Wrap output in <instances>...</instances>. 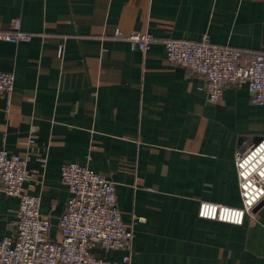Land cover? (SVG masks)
Segmentation results:
<instances>
[{
    "label": "crops",
    "instance_id": "crops-1",
    "mask_svg": "<svg viewBox=\"0 0 264 264\" xmlns=\"http://www.w3.org/2000/svg\"><path fill=\"white\" fill-rule=\"evenodd\" d=\"M16 20L32 40H0V71L16 78L0 94V150L29 157L50 239L70 198L62 168L77 163L115 183L134 228L130 252L93 249L102 264H264V202L243 225L199 216L201 202L242 206L236 156L264 138V104L247 84L212 102L165 46L208 36L264 53V0H0V32ZM134 32L155 38L147 52ZM18 207L0 191V240Z\"/></svg>",
    "mask_w": 264,
    "mask_h": 264
},
{
    "label": "built area",
    "instance_id": "built-area-1",
    "mask_svg": "<svg viewBox=\"0 0 264 264\" xmlns=\"http://www.w3.org/2000/svg\"><path fill=\"white\" fill-rule=\"evenodd\" d=\"M127 38L144 52L155 42L148 33L134 32ZM0 40L30 42L32 35L23 32L16 20L11 31L0 32ZM165 46L169 62L205 79L200 91L212 102L223 100L226 86L247 84L252 104H264V53L245 59L244 51L212 44L208 36L199 42L168 39ZM15 81L13 73L0 71V94L11 93ZM28 161L26 154L9 155L0 150V191L19 200L16 234L0 240V264H102L93 255L98 245L111 251H131L134 228L122 219L115 183L77 163L62 168L70 198L59 221L60 239H50L51 222L41 214V199L26 188L33 177ZM235 163L242 206L201 202V218L243 225L264 200V138L238 152ZM129 260L126 255L123 264Z\"/></svg>",
    "mask_w": 264,
    "mask_h": 264
},
{
    "label": "water",
    "instance_id": "water-1",
    "mask_svg": "<svg viewBox=\"0 0 264 264\" xmlns=\"http://www.w3.org/2000/svg\"><path fill=\"white\" fill-rule=\"evenodd\" d=\"M263 202H264V200H263L258 206H260ZM258 206H257V207H258ZM257 207H256V208H257Z\"/></svg>",
    "mask_w": 264,
    "mask_h": 264
}]
</instances>
